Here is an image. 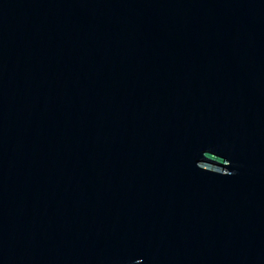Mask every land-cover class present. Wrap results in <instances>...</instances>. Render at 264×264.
Returning a JSON list of instances; mask_svg holds the SVG:
<instances>
[{"label":"clouds","instance_id":"1","mask_svg":"<svg viewBox=\"0 0 264 264\" xmlns=\"http://www.w3.org/2000/svg\"><path fill=\"white\" fill-rule=\"evenodd\" d=\"M228 160V159H227ZM230 165H231V161L228 160ZM200 169L201 171H204V172H209V173H213V174H219V175H224V176H228V175H232L233 173L230 172L229 170H217L215 168H212L210 166L208 167H203V168H198ZM137 264H142V261L141 260H138L137 261Z\"/></svg>","mask_w":264,"mask_h":264}]
</instances>
